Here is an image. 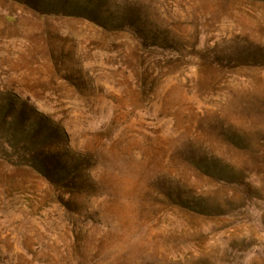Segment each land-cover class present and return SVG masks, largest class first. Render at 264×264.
Returning <instances> with one entry per match:
<instances>
[{"label":"rangeland","instance_id":"374dc122","mask_svg":"<svg viewBox=\"0 0 264 264\" xmlns=\"http://www.w3.org/2000/svg\"><path fill=\"white\" fill-rule=\"evenodd\" d=\"M0 264H264V0H0Z\"/></svg>","mask_w":264,"mask_h":264}]
</instances>
